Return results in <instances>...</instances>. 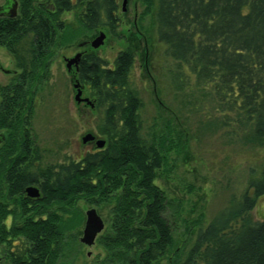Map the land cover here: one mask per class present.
<instances>
[{"label":"trees","instance_id":"16d2710c","mask_svg":"<svg viewBox=\"0 0 264 264\" xmlns=\"http://www.w3.org/2000/svg\"><path fill=\"white\" fill-rule=\"evenodd\" d=\"M17 1L18 17L0 19V46L19 71L0 86V127L9 131L0 151V238L16 237L6 251L9 264H57L66 246L77 244L79 232L69 233L82 220L79 202L108 209L110 225L95 242L104 251L101 264H160L169 252L176 258L172 221L181 205L155 183L168 149L162 137L148 140L142 132L130 48L111 65L94 53L78 63L79 81L103 110L97 131L104 147L40 168L27 127L55 51L102 27L113 34L117 0H47V6ZM142 3L149 14L153 0ZM80 5L84 10L73 30L61 17ZM154 25L165 56L185 65L222 124L235 126L244 143L263 148L264 0H157ZM31 185L39 197H25ZM248 188L250 195L243 193L206 226L202 218L192 223L194 239L177 264H264V220L251 215L264 195V169ZM69 216L77 219L73 226Z\"/></svg>","mask_w":264,"mask_h":264},{"label":"rangeland","instance_id":"374dc122","mask_svg":"<svg viewBox=\"0 0 264 264\" xmlns=\"http://www.w3.org/2000/svg\"><path fill=\"white\" fill-rule=\"evenodd\" d=\"M34 2L35 5H48L47 0ZM156 2L153 0L151 12L144 15L142 0H127L124 6L123 0H117L118 27L113 34L102 27L59 47L48 68L49 78L36 93L27 127L40 151V168L78 160L86 153L97 150L96 141L104 140L97 131L103 110L95 108L90 90L79 81L74 65L70 69L66 67V60L77 53H94L111 65L120 51L130 48L134 54L130 80L141 99L139 116L142 132L148 140L162 137L164 148L168 149L163 151L164 164L156 172L155 183L171 203L181 205L180 214L172 221L178 255L174 258L169 252L159 262L177 264L194 239V221L202 218L204 227L219 211L238 201L243 193H252L248 181L259 176L264 169V147L244 143L237 131H233L235 126L223 125L221 114L205 100V90L197 87L194 76L185 65L165 56L155 36ZM3 3L4 0H0V5ZM83 10L84 5H80L71 12L63 13L61 18L76 30L78 15ZM100 32L105 34L103 44L93 49L90 42ZM82 42L86 43L79 46ZM0 63L7 73L15 69L18 71L11 53L2 46ZM7 73L0 72V86L7 85L14 77ZM76 83L81 89V98L88 99L87 102L76 101ZM1 130L9 134L8 130ZM87 134L94 139L84 143L82 138ZM3 144L5 139L0 151ZM77 206L82 220L69 233L77 235L79 232L77 244L66 246L65 254L57 264H101L103 249L96 243L86 246L79 238L84 228L85 212L95 208L104 222V228H107L110 225L108 209L84 202H79ZM251 215L254 220H264V195L258 198ZM11 222L12 216H9L5 223L9 226ZM16 222L21 225L20 220ZM69 223L73 226L77 219L69 216ZM186 224L190 229L188 233ZM15 238L10 237L11 240ZM10 239L0 238V256L5 258L4 264H9L6 251Z\"/></svg>","mask_w":264,"mask_h":264},{"label":"water","instance_id":"95a60500","mask_svg":"<svg viewBox=\"0 0 264 264\" xmlns=\"http://www.w3.org/2000/svg\"><path fill=\"white\" fill-rule=\"evenodd\" d=\"M7 2H10L11 4L8 6L9 11L5 14L8 17H15L16 15V8H17V1L16 0H6ZM127 0H123V6L126 4ZM105 39V34L103 32H100L98 37H96L93 41L90 42V46L93 49L98 48L100 45L103 44V41ZM86 42H82L79 44V46H83ZM81 58V53H77L73 58L66 60V67L68 69L71 68L72 65L77 66L79 60ZM75 88L77 89V94L75 96L76 101H85L87 102L88 99H82L81 98V89L79 88V84L76 83ZM94 137L90 134H87L85 137L82 138V141L84 143L93 140ZM105 145V140H97L96 146L97 148H102ZM26 195L31 198H37L39 197V190L37 187L29 186L25 190ZM104 230V222L102 218L98 215L95 208H89L85 212V222H84V228L81 232V237L79 238V241L86 245V246H92L95 243V240L97 236Z\"/></svg>","mask_w":264,"mask_h":264},{"label":"flooded vegetation","instance_id":"af4514ba","mask_svg":"<svg viewBox=\"0 0 264 264\" xmlns=\"http://www.w3.org/2000/svg\"><path fill=\"white\" fill-rule=\"evenodd\" d=\"M17 1V0H16ZM11 3L10 2H7L6 0H4V3L2 5H0V19L2 18H16L18 17V10H19V2L17 1V8H16V15L15 17H8L6 16L5 14L9 11L8 9V6L10 5ZM82 53H81V57H82ZM81 59V58H80ZM80 61V60H79ZM79 63V62H78ZM75 67V70L76 72L78 73V64L77 66H74ZM0 72L2 73H7V71L3 68V66L1 65L0 63ZM17 70H12L11 73H7V74H11L13 76H15L17 74ZM0 108H1V96H0ZM2 129V128H1ZM0 129V146L1 144L4 142V139L6 138V133L3 132V130ZM31 186H34L36 187L35 185H31ZM38 189V188H37ZM26 190V189H25ZM26 193V192H25ZM25 197H28L26 194H25ZM29 199H34V198H31V197H28ZM4 257H1L0 256V264H4L3 261H4ZM7 260V259H6ZM8 262V260H7Z\"/></svg>","mask_w":264,"mask_h":264}]
</instances>
